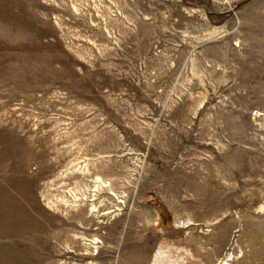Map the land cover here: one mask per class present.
<instances>
[{
    "label": "rangeland",
    "instance_id": "obj_1",
    "mask_svg": "<svg viewBox=\"0 0 264 264\" xmlns=\"http://www.w3.org/2000/svg\"><path fill=\"white\" fill-rule=\"evenodd\" d=\"M0 264H264V0H0Z\"/></svg>",
    "mask_w": 264,
    "mask_h": 264
},
{
    "label": "bare ground",
    "instance_id": "obj_2",
    "mask_svg": "<svg viewBox=\"0 0 264 264\" xmlns=\"http://www.w3.org/2000/svg\"><path fill=\"white\" fill-rule=\"evenodd\" d=\"M102 185H104V183H102ZM105 186H106V187H109V185H108V184H105Z\"/></svg>",
    "mask_w": 264,
    "mask_h": 264
}]
</instances>
